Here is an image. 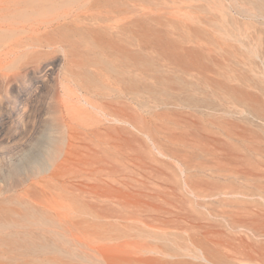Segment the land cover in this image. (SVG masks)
<instances>
[{
	"label": "rangeland",
	"instance_id": "374dc122",
	"mask_svg": "<svg viewBox=\"0 0 264 264\" xmlns=\"http://www.w3.org/2000/svg\"><path fill=\"white\" fill-rule=\"evenodd\" d=\"M228 2L0 10V264H264L257 21ZM30 9L74 25L32 35Z\"/></svg>",
	"mask_w": 264,
	"mask_h": 264
},
{
	"label": "bare ground",
	"instance_id": "6f19581e",
	"mask_svg": "<svg viewBox=\"0 0 264 264\" xmlns=\"http://www.w3.org/2000/svg\"><path fill=\"white\" fill-rule=\"evenodd\" d=\"M11 2H12V4L10 5L11 9H8L7 6L5 5H4L5 7L3 8V6L0 5L1 12L3 11V9L6 11L15 12L20 6L22 7L25 6L29 9L30 4L34 5L33 2L29 4L30 0L11 1ZM227 5L228 7H239L240 9H244L247 17L256 19L257 21L256 22L257 24H253L254 26H252L251 28L244 29L242 32H240V34H236L235 37V41L237 43L236 53L238 55V58H236L238 62L236 61L235 63L236 68L246 70L244 66L246 64L249 70L251 68V71L255 70L256 67L260 69L262 68L264 74V0H229ZM35 7H37V5ZM132 7L134 8L136 7V5L133 4ZM27 13L31 17L32 21L27 26L28 29L24 27L22 30L23 31L28 30L30 33H32V35L41 36L42 33H49V32L53 33L54 31L64 30L66 29L65 25L67 24L69 26L72 24L74 25V20H75L74 11L72 13H68L65 16H60L55 14L49 17H45L44 15L38 14L31 9ZM115 14L116 16L121 17L124 14V12L122 9L121 10L119 9L115 11ZM132 23L134 24L135 22L133 21L130 22V24ZM8 25L14 26V24L12 23ZM224 50L225 49L223 48L221 49V51ZM130 56L135 61V64L138 65L139 58L137 53L135 51L131 52ZM241 58H243L248 62L243 63ZM70 215H74L73 208H69L67 210L61 209L57 211V218L61 219L59 220L60 224L63 223L66 224L67 222H71V220L74 217L69 218Z\"/></svg>",
	"mask_w": 264,
	"mask_h": 264
}]
</instances>
